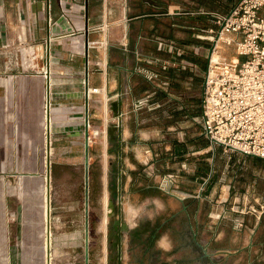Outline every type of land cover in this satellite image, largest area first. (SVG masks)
<instances>
[{
    "label": "crops",
    "instance_id": "1",
    "mask_svg": "<svg viewBox=\"0 0 264 264\" xmlns=\"http://www.w3.org/2000/svg\"><path fill=\"white\" fill-rule=\"evenodd\" d=\"M186 11L185 0H0V123L4 139L8 136L2 147L7 155L18 157L16 161L11 159L7 165L0 166V170L25 171L27 157L39 154L45 134L51 140V153L56 149L53 140L72 131L75 138L83 132L81 155L84 171L85 119L87 113L90 125L91 100L94 97L102 105L104 122L103 129L99 127L98 132L104 134L105 143L108 138L109 145H114L107 154L110 158L114 157L109 164L115 165L122 189L134 183L142 185L139 191L144 192L155 187L147 183L150 180L142 173L143 163L137 159V154L128 153L141 144L149 147L156 157L153 159L156 171L178 178V191L174 198L181 203L187 197L192 202H198L200 186L197 182L206 171L210 173V183L213 182L210 185L212 193L216 194L220 183H223V196L226 192L227 196H241L244 191L249 194L253 189L256 190L255 195L259 194L264 160L238 152L226 154L217 146H208V142L205 148L196 146L201 136L207 138L201 130L188 137L193 145L189 148L183 147L185 144L181 143L180 135L169 139V136L165 137L170 135L167 132L160 134L157 131L155 144L149 145L146 139H137V135L146 136L134 130L141 122L138 117L140 112L150 114L157 111L169 115L170 106L174 111L185 107L181 101L184 94L181 88H187L188 82L184 74L185 58L180 57V49L193 36L186 29L200 31L203 27L211 28L215 22L203 16L205 13L200 6L191 12ZM206 13L212 15V11ZM159 39L176 44L177 53L156 52L155 44ZM154 57L165 59L171 65L161 76L168 81L166 87H158L137 71L140 65L153 69V65L149 67L146 61ZM197 65L201 64L195 62L194 66ZM87 88L90 89L89 94ZM94 88L97 91H92ZM149 93H152L151 101H157L160 106L151 111L142 109L133 112L134 99ZM46 101L50 104L52 125L48 133L42 125ZM67 123L74 125L67 127ZM62 152H70L73 161L59 162L58 165L71 164L78 168V149L67 147ZM107 154L105 152L103 158L104 196H108L105 187ZM181 162L187 168L185 171H180L178 167ZM21 182L24 184V179ZM161 185L168 187L169 182L161 180ZM25 187H21L23 198L27 193ZM42 199V233L40 212L31 218L32 222L24 219L17 229L20 236H25L29 226L30 229L32 227L30 236H34L35 240L32 245L23 241L19 243L22 264H36L33 260L37 254L42 264L48 262L47 245L51 247L52 238L44 217V195ZM123 210L127 219L135 213L129 204H124ZM1 211L2 219H5L3 207ZM100 227L105 258L106 228ZM1 232L4 235L7 226L6 229L2 226ZM40 236L41 242L36 243V238ZM76 236L74 233L70 235Z\"/></svg>",
    "mask_w": 264,
    "mask_h": 264
},
{
    "label": "rangeland",
    "instance_id": "2",
    "mask_svg": "<svg viewBox=\"0 0 264 264\" xmlns=\"http://www.w3.org/2000/svg\"><path fill=\"white\" fill-rule=\"evenodd\" d=\"M238 1L185 0L186 12H191L190 10L200 6L205 13L203 16H208V19L215 21L216 16L228 13ZM210 11L212 15L206 13ZM211 28L217 31L219 26L213 22ZM208 29L210 28L203 27L198 31L187 28L189 35L193 34V36L189 38L190 40L187 39L185 46L180 49L182 50L180 57L185 58L184 74L188 82L187 88H181L184 91L181 101L185 103V107L174 111L173 106H170L169 115L157 113V111L144 114L139 110L138 117L141 122L134 130L145 133L146 136L137 135L138 140L146 139L150 142L149 145L155 144L156 133L160 131V134L170 133L165 135V137L169 136V139L173 137L176 139L177 135H180L181 143L185 144L184 148L193 146L188 137H192L193 133L201 130L197 118L201 114L202 86L208 60L217 41V35L207 32ZM212 36L214 38H211ZM168 43L169 49H164V46L161 47L156 43L155 51L177 53L178 50L175 49L177 45ZM217 44L215 50L227 62L242 60L236 56L233 43L226 45L219 41ZM156 58L158 57H154V64L146 61L148 66L153 65L154 70L160 69L159 63L167 61ZM195 62L201 65L195 67ZM170 66H167L165 71H168ZM139 68L147 69L146 65H140ZM161 79L160 76L153 83L158 84ZM91 101V121L90 125L88 124L87 264H264V164H261V185L257 195L254 194L256 190L253 189V192L250 191L249 194L244 191V195L241 196H227V192L223 196V183H220L216 194L212 193L210 185H213V182L210 183L211 176L209 171H206L207 173L203 174L197 182L200 186L198 202H192L191 198L187 197L181 203L176 197L174 198L178 191V178L156 171L153 160L156 157L150 152L149 147L139 144L133 152L128 151V153L137 154V159L143 163L142 173L150 180L147 183L157 188L151 187L146 192L139 191L142 185L134 183L122 189L121 180L117 179L115 165L109 164L114 157L110 158L107 154L114 145H109L108 138L105 143L104 134L98 132L99 127L100 130L104 127L101 116L102 105L94 97ZM143 109L148 110L145 107ZM0 114H2L1 109ZM174 121L179 123L175 124ZM42 125L45 130V120ZM73 125L74 123L66 124L67 127ZM2 126L0 123L1 167L10 163L11 159L15 161L18 159L16 155H7L5 149L3 152L2 146L3 143L6 144L8 136L4 139ZM47 128L50 131V124ZM72 134V131H68L64 136L58 135V139L53 140L56 142V145L53 142L56 149H53L51 153V147H49L51 140L45 134L46 138L44 137L39 154L27 157L25 171L0 170V264H22L19 260V243L23 241L26 245L35 244L34 236H30V233H33L32 227L30 229L29 226L27 229V235L18 234L17 229L24 219L32 222L31 218L40 212L42 233L43 195L44 214L46 206L49 209L48 229L51 231L52 238L51 247L47 245L50 258L47 252L46 264H85L84 171L81 155L83 132H79L77 138ZM207 142L208 146L212 145L216 148V145L211 144L204 136L199 138L196 146L205 148ZM67 147L78 149L79 152H76L78 163L80 161L78 168H74L71 164L58 165L59 162L73 161L70 152H62ZM217 148L221 147L217 146ZM105 152L107 154L105 187L108 196L107 194L104 196L103 183ZM131 158L134 161V158ZM33 166L35 168L32 169ZM178 167L180 171L187 169L183 162ZM168 175L170 181L167 178ZM165 178L169 181L168 187L161 185V180H166ZM21 179H24V184ZM122 181L124 182V179ZM23 186H26L27 190L24 198L21 193ZM108 198L113 206L112 215ZM124 204L134 208L135 213L129 219L123 210ZM2 207L5 219H2ZM115 220H120L125 228L117 225V229H114ZM2 226L5 229L7 226V232L4 235L1 232ZM100 226L106 228L105 258L103 257V232ZM73 233L77 236L70 237ZM115 234L118 235V239L115 238ZM41 240L42 236L36 238V243ZM116 241L118 245L114 247L113 244ZM38 255L34 257L33 262L42 264L41 257Z\"/></svg>",
    "mask_w": 264,
    "mask_h": 264
},
{
    "label": "built area",
    "instance_id": "3",
    "mask_svg": "<svg viewBox=\"0 0 264 264\" xmlns=\"http://www.w3.org/2000/svg\"><path fill=\"white\" fill-rule=\"evenodd\" d=\"M215 23L219 26L217 31L206 30L217 35L213 52L219 41L226 45L233 43L236 56L242 60L227 62L223 57L214 59L211 53L197 121L202 133L211 144L220 146L223 153L238 152L264 160V0H239L228 13L216 16ZM158 44L164 49L170 47L164 39H159ZM147 62L154 64L155 60ZM167 66L169 63L165 61L159 63L158 70L139 68L137 71L154 82ZM157 86H168L167 79L162 78ZM86 92L89 94L90 89ZM151 99L152 93L134 99L132 111L137 113L143 107L153 110L160 106ZM49 107L46 101L45 120L47 110L49 120ZM167 178L171 180L169 175Z\"/></svg>",
    "mask_w": 264,
    "mask_h": 264
},
{
    "label": "water",
    "instance_id": "4",
    "mask_svg": "<svg viewBox=\"0 0 264 264\" xmlns=\"http://www.w3.org/2000/svg\"><path fill=\"white\" fill-rule=\"evenodd\" d=\"M88 146H89V132H88V123H87V113H86V119H85V127H84V210H85V264H87L88 261V247H87V214H88ZM48 172H49V168ZM119 199V198H118ZM113 209V206H111V210ZM113 212V210H112ZM111 212V215H112ZM117 225L122 226V228H125V225H121L120 220H115L113 223L114 229H117ZM116 239H118V235H114ZM118 242H114L113 246L117 247Z\"/></svg>",
    "mask_w": 264,
    "mask_h": 264
},
{
    "label": "bare ground",
    "instance_id": "5",
    "mask_svg": "<svg viewBox=\"0 0 264 264\" xmlns=\"http://www.w3.org/2000/svg\"><path fill=\"white\" fill-rule=\"evenodd\" d=\"M222 40L223 41H226V39L225 38H222ZM218 45V44H217ZM212 57L215 59V58H222V56L221 55H219L218 54V51L217 50H215L214 52H213V54H212ZM235 57V56H234ZM45 71V70H44ZM45 120V119H44ZM48 124H50V126H51V121H50V116H49V120H48V110H47V116H46V120H45V129H46V133H48V131H49V129L47 128V126H48ZM49 135V134H48ZM46 138V137H45ZM47 138H48V136H47ZM47 202H48V200H47ZM108 203H109V209H110V212H112V210H111V206H112V204H111V201L109 200V198H108ZM48 212H49V209H48V206H46V210H45V214H44V217H45V220H46V223L48 222ZM48 252V251H47ZM49 253V252H48ZM48 256V255H47ZM49 258H50V253H49V256H48Z\"/></svg>",
    "mask_w": 264,
    "mask_h": 264
}]
</instances>
